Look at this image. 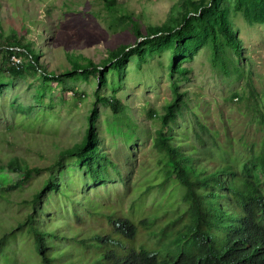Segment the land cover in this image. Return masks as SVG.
I'll return each instance as SVG.
<instances>
[{
  "label": "rangeland",
  "instance_id": "rangeland-1",
  "mask_svg": "<svg viewBox=\"0 0 264 264\" xmlns=\"http://www.w3.org/2000/svg\"><path fill=\"white\" fill-rule=\"evenodd\" d=\"M209 1L115 0L109 7L105 0H0V264H39L27 217L60 264L113 263L121 254L120 236L108 216L136 224L145 218L147 229H137L135 243L153 247V233L162 229L175 235L183 220L172 223L176 205L169 206L180 201L182 189L164 179L152 147L160 118L176 99L173 84L179 110L164 133L178 152L191 151L209 171L229 164L264 190L257 162L264 150L263 8L244 0L237 10L235 0H221L241 49L238 56L224 46L225 69L215 65L208 42L175 71L168 48L143 61L131 55L119 70L111 69L120 46L141 41L133 23L146 36L150 27H176L186 9ZM12 48L20 50L14 54L23 65L18 76L8 70ZM28 50L35 67H28ZM89 62L106 67V84L98 75L73 74L75 65ZM112 97L121 104L117 115L97 101ZM92 108L98 113L96 150L107 158L92 164L100 171L98 183L89 180L85 162L61 156L81 143ZM48 181L54 190L34 200ZM104 236L112 240L99 243Z\"/></svg>",
  "mask_w": 264,
  "mask_h": 264
},
{
  "label": "trees",
  "instance_id": "trees-1",
  "mask_svg": "<svg viewBox=\"0 0 264 264\" xmlns=\"http://www.w3.org/2000/svg\"><path fill=\"white\" fill-rule=\"evenodd\" d=\"M105 2L109 7L115 4V0H105ZM243 2L244 0H235L237 10L242 9ZM252 2L256 7L259 5L260 9H264V0H252ZM1 5L0 16H3ZM226 16L221 0H210L208 4L195 6L193 10L186 9L181 22L176 27H150L146 36H142L136 23H133V32L141 41L136 42L132 47L120 46L117 52L112 54L111 69L119 70L131 55H136L140 61H143L146 56H152L154 52L168 48L171 50L170 68L175 71L180 60L186 59L198 45L206 42L212 47L215 65L220 64L221 69H225L224 46L231 48L236 55H241L239 42L229 27ZM256 18L262 19L260 12L256 14ZM0 27H2L1 23ZM26 52L31 58L28 67H35V54L30 50ZM21 66L23 65L10 66L9 73L20 75ZM102 67L105 70H100L91 62L83 67L75 65L73 74L98 75L102 86L106 84V67ZM52 78L57 79V76ZM172 92L176 99L168 104L165 114L160 118V127L155 131L152 147L159 157L160 167L164 170V179L166 181L171 179L182 189L180 201L169 206L173 208L176 205L174 216L176 218L172 223L183 220L182 227L175 235L171 231L165 234L163 229L160 233H153L159 245H156V242L151 247L147 242L142 244L134 242L137 229L139 227L147 229L148 221L145 218H140L136 224L129 217L114 219L108 216L109 222L114 224L112 232L120 236L117 246L121 251V254L110 264H264V190L259 189L256 182L239 177L229 164H222L209 171L191 151L186 155L178 152L164 133V126L174 122V116L179 110L176 102L179 96L176 94V84L172 85ZM254 96L253 93L249 99ZM97 101L107 102L114 115L120 112L121 104L114 97L97 98ZM260 116L264 117L262 114ZM97 117L96 108H92L86 118L87 128L81 143L61 154L62 157H75L78 162H85L89 171V180L96 183L99 182L100 171H95L92 164L101 159V161L107 160L96 150ZM195 124L205 132L206 129L197 119ZM195 136L201 141L196 131ZM257 162L261 166L264 179V150ZM164 183H161V186L165 185ZM52 190L54 186L48 181L33 198L37 200ZM181 203L182 207L177 206ZM174 217H170L167 224ZM31 223L32 218L27 217L24 224L29 226L28 231L39 257V264H60L48 252L49 246L44 235L34 229ZM4 239L0 243H3ZM97 239L99 243L112 240L109 236ZM135 245L137 249L134 248ZM173 248L180 251L175 252Z\"/></svg>",
  "mask_w": 264,
  "mask_h": 264
},
{
  "label": "built area",
  "instance_id": "built-area-1",
  "mask_svg": "<svg viewBox=\"0 0 264 264\" xmlns=\"http://www.w3.org/2000/svg\"><path fill=\"white\" fill-rule=\"evenodd\" d=\"M17 51H20L18 48H12L11 49V56L9 57V62H10V64L12 65V66H16V67H18V66H20L21 65V63H22V61L21 60H16L15 58H14V54L17 52ZM16 57V56H15Z\"/></svg>",
  "mask_w": 264,
  "mask_h": 264
}]
</instances>
